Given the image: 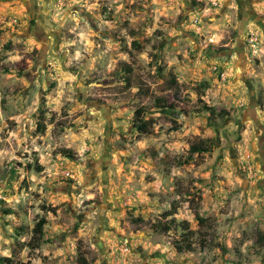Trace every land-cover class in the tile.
Here are the masks:
<instances>
[{"label": "rangeland", "instance_id": "rangeland-1", "mask_svg": "<svg viewBox=\"0 0 264 264\" xmlns=\"http://www.w3.org/2000/svg\"><path fill=\"white\" fill-rule=\"evenodd\" d=\"M194 1L0 0V264H264V0Z\"/></svg>", "mask_w": 264, "mask_h": 264}, {"label": "trees", "instance_id": "trees-1", "mask_svg": "<svg viewBox=\"0 0 264 264\" xmlns=\"http://www.w3.org/2000/svg\"><path fill=\"white\" fill-rule=\"evenodd\" d=\"M193 4L194 5H197V3L192 0ZM125 72L127 73H130V69H126ZM171 88V86H170ZM175 95L178 94V90L175 89V91L173 92ZM182 102H185V103H188L189 100L188 99H185L183 97L180 98V96H177ZM162 100V101H161ZM160 102L164 103V100L163 99H159L157 101V103L159 104ZM162 105V104H160ZM162 107V106H160ZM199 112H207V113H210L211 116H212V108L211 107H208L206 105H202L201 107H199ZM217 116L218 117H221V118H225L227 116H229V112L226 111V110H219L218 113H217ZM146 125L147 123L145 121H143L141 118L137 121V124H136V128L138 129V131L141 133V134H145L146 133ZM37 130L39 132H44V126L39 124L38 125V128ZM208 150V147H203V146H200V145H192L190 147V151L192 153H201V152H205ZM61 153L67 157H70L72 155L71 151L69 150H66V149H62L61 150ZM41 170V167H37V171ZM176 211L175 209H173L172 211H170L168 214H165L164 216L166 217L165 220H162V221H158V225H157V230L160 234H167L168 232L172 231V230H175V229H180L184 234H187L190 232L189 230V224L185 221L183 222H178L176 221L175 217H173V215H175ZM43 221H41L40 223H38L36 225V227L34 228V237L35 236H40L41 235V231H42V225H43ZM191 247H189V245H187V247L185 248H182L181 246H177L176 247V250L179 252V253H182L184 251H191L190 249ZM8 260L7 259H4V258H0V263H5L7 262ZM78 262L79 264H86L85 262V259L82 255H79L78 256Z\"/></svg>", "mask_w": 264, "mask_h": 264}, {"label": "flooded vegetation", "instance_id": "flooded-vegetation-1", "mask_svg": "<svg viewBox=\"0 0 264 264\" xmlns=\"http://www.w3.org/2000/svg\"><path fill=\"white\" fill-rule=\"evenodd\" d=\"M241 1V0H240Z\"/></svg>", "mask_w": 264, "mask_h": 264}]
</instances>
